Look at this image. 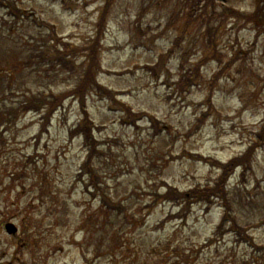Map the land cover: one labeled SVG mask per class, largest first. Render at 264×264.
<instances>
[{
	"label": "rangeland",
	"instance_id": "1",
	"mask_svg": "<svg viewBox=\"0 0 264 264\" xmlns=\"http://www.w3.org/2000/svg\"><path fill=\"white\" fill-rule=\"evenodd\" d=\"M105 1L0 0V65L12 79V88L0 87V108L24 94L72 89L79 66L35 69L24 49L49 38L57 47L91 41ZM198 4L195 13L191 0L112 2L98 76L112 98L86 100L97 124L91 172L80 176L90 156L84 136L71 133L83 115L75 98L3 130L0 264H264V147L244 176L238 167L223 180L231 212L221 230L223 201L193 193L220 184L223 163L264 132V1H209L203 24L218 28L214 43L205 40L211 31L185 22L186 10L203 11ZM224 8L244 18L227 20ZM7 221L17 234L7 233Z\"/></svg>",
	"mask_w": 264,
	"mask_h": 264
},
{
	"label": "trees",
	"instance_id": "2",
	"mask_svg": "<svg viewBox=\"0 0 264 264\" xmlns=\"http://www.w3.org/2000/svg\"><path fill=\"white\" fill-rule=\"evenodd\" d=\"M113 1L114 0L105 1V7L100 15L97 24L98 29L96 31V35L95 37L92 38V41H90L89 44L75 45V44L63 43L62 48L59 47L57 48L54 44H50V40H49L46 44H40V45H32L30 43L28 44V48L25 50L27 54H25L24 57L27 65L29 66L41 64L43 62L46 63L45 61H48V64L51 63L52 67H54L55 63H57L60 65L61 68L70 69V70H73L75 68L74 66L75 56L79 54H83V55L86 54L85 55L86 58L82 62V72L79 75V77H75L74 82L76 85L74 86V92H73L75 96L79 97L82 104L85 103L86 95L88 93H92L93 91L95 92L104 91L106 95L112 98V91L107 87L103 86L102 84H100L96 79V75L100 69L99 53L101 48V39L103 38L102 36L104 35L105 32L104 30L105 21L107 19ZM192 1L197 3L201 2V0H192ZM14 9L16 8L14 7ZM51 40L54 41L55 39L51 38ZM54 43H56V40ZM52 50H54V54H57V58L55 57L54 54L51 53ZM5 72L8 74L9 72L8 68L7 69L0 68V87L5 82H7L9 85L10 82L12 81V79L6 80V77H4L3 75ZM8 88L9 89L12 88V84H10V87L8 86ZM4 93H5L4 90L0 89V96L1 94ZM64 97H65L64 94H55V93H52L50 95H47L45 93L32 94V95L24 94V99L19 101L17 105H10L5 109H3V107L0 108V126L2 125L4 127L5 124H9V125L16 124L18 119L20 118V115H22L23 113L29 110L42 112L43 109H47L48 111H52L54 110V107L58 103L60 104L62 103ZM88 121L89 119L86 117L84 119L85 123L80 124L78 128L81 131H83V135L85 136V140H86L85 143L88 148V156H90L88 157V160L82 164V172L80 175L86 173L87 169H90L89 172H91V168H88L87 165H89V161L92 159V156L95 157L97 155V151H98L97 140H95V138L93 137L92 128L89 125ZM259 144H261V146H264V132L260 133L255 144L250 147V151L246 155L235 157L229 163L223 165L224 171L221 175L220 184H214V186H208L209 188L208 187L200 188L196 186L193 188V193L197 197V200L210 202L209 198L211 196H216L218 199H221L223 201V204L226 208V212L218 225L219 230L224 228L227 225V222H230V212H231V207L229 204L230 200L228 198L227 190L224 187L223 180L228 177V175L233 171L234 166H236L237 164H242L244 165V167H248L251 163L252 153L256 148V146ZM187 193L191 194L189 192L186 193L176 192V196L188 197ZM163 197L167 201H172V198L169 197L167 193H165ZM106 206L108 210H112L116 208V207H111L108 204H106ZM231 219L233 222L231 229L239 234L241 232V229L239 228L240 226L236 218L231 217Z\"/></svg>",
	"mask_w": 264,
	"mask_h": 264
},
{
	"label": "water",
	"instance_id": "3",
	"mask_svg": "<svg viewBox=\"0 0 264 264\" xmlns=\"http://www.w3.org/2000/svg\"><path fill=\"white\" fill-rule=\"evenodd\" d=\"M6 228L11 233H15L16 230H17V227L13 223H11V222H9V223L6 224Z\"/></svg>",
	"mask_w": 264,
	"mask_h": 264
}]
</instances>
